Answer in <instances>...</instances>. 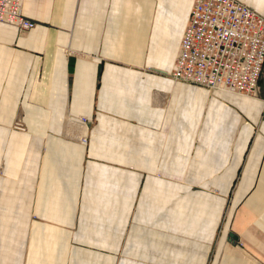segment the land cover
Masks as SVG:
<instances>
[{
	"label": "crops",
	"instance_id": "1",
	"mask_svg": "<svg viewBox=\"0 0 264 264\" xmlns=\"http://www.w3.org/2000/svg\"><path fill=\"white\" fill-rule=\"evenodd\" d=\"M193 1L22 0L35 28L0 23V264H205L227 197L211 264H245L229 242L264 264V94L167 74Z\"/></svg>",
	"mask_w": 264,
	"mask_h": 264
},
{
	"label": "built area",
	"instance_id": "2",
	"mask_svg": "<svg viewBox=\"0 0 264 264\" xmlns=\"http://www.w3.org/2000/svg\"><path fill=\"white\" fill-rule=\"evenodd\" d=\"M0 23L19 32L37 25L24 15L22 0H0ZM263 70L264 17L239 0H194L171 78L259 98ZM81 141L86 143V136Z\"/></svg>",
	"mask_w": 264,
	"mask_h": 264
},
{
	"label": "rangeland",
	"instance_id": "3",
	"mask_svg": "<svg viewBox=\"0 0 264 264\" xmlns=\"http://www.w3.org/2000/svg\"><path fill=\"white\" fill-rule=\"evenodd\" d=\"M169 73L170 72H167V74H169ZM259 87H260V89H259L260 90L259 98H260L264 94V70L262 72V75H261V78L259 81ZM13 127L17 130H20V131L25 130L24 124L20 118L16 119ZM193 189L195 190L196 188L194 187ZM208 190L211 194H218L219 193L218 190L214 187H210ZM224 203H225L224 207H223L224 209H223V212H222L221 217H220L219 225H218L217 230H216V235L214 236V240L212 242V245H211V248L209 251L208 260L205 264H211V259L214 255V252H215L216 241L218 240L220 233H221L222 224H223L222 222L227 216L228 207L230 205V198H228V197L225 198ZM192 206L197 210V212L200 211V206H199L198 200H196V202L194 204H192ZM197 218H198V215H197ZM232 246L233 245L231 244V242H229L228 246H226V248H225V251L229 252L230 254H234L236 256L243 258V261L245 264H254V259H255L254 256H251L250 254H247V253L239 250V248L236 247L237 245H234L233 247Z\"/></svg>",
	"mask_w": 264,
	"mask_h": 264
},
{
	"label": "bare ground",
	"instance_id": "4",
	"mask_svg": "<svg viewBox=\"0 0 264 264\" xmlns=\"http://www.w3.org/2000/svg\"><path fill=\"white\" fill-rule=\"evenodd\" d=\"M224 91V90H223ZM228 92V91H227ZM75 122V121H74ZM85 130V129H84ZM82 131V130H81ZM82 134V133H81ZM89 135V134H88ZM71 138V137H70ZM81 139V138H80Z\"/></svg>",
	"mask_w": 264,
	"mask_h": 264
},
{
	"label": "water",
	"instance_id": "5",
	"mask_svg": "<svg viewBox=\"0 0 264 264\" xmlns=\"http://www.w3.org/2000/svg\"><path fill=\"white\" fill-rule=\"evenodd\" d=\"M232 237H233V235H231ZM234 238H236L235 236H234Z\"/></svg>",
	"mask_w": 264,
	"mask_h": 264
}]
</instances>
